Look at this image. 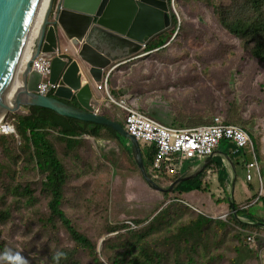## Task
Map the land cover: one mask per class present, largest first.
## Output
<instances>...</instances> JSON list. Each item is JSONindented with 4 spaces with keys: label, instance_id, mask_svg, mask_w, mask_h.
Segmentation results:
<instances>
[{
    "label": "trees",
    "instance_id": "16d2710c",
    "mask_svg": "<svg viewBox=\"0 0 264 264\" xmlns=\"http://www.w3.org/2000/svg\"><path fill=\"white\" fill-rule=\"evenodd\" d=\"M195 2L194 5H180L179 15L184 19L192 18L195 29L206 30L208 37L195 31L193 37L183 39L181 36L185 33L179 31L178 35L177 31L171 39L173 26L178 20L172 12L171 27L146 42L142 53L148 54L126 60L118 65L115 72L104 75L106 89L114 98L130 96L129 104L144 113L153 109L148 102L154 100L156 113L150 116L162 123L167 120L170 126L208 125L216 116L228 124L234 122L233 118L238 119L242 131L252 141L258 162H264V0ZM200 13L208 17L207 24H199ZM184 52L211 55L202 59L205 63L190 69H173L165 62L167 57L163 54ZM251 63L255 67L247 69L246 66ZM171 72L178 76H166ZM154 87L162 90H154ZM52 92L48 91V94ZM67 102L76 104L74 99ZM161 102L170 104V108L177 113H170L171 109L167 106L158 107ZM107 104L116 107L111 102ZM24 108L23 112L10 110L1 118V122L10 121L14 133H0V264H12L4 256L9 251L18 253L26 264H247L248 257L256 258V253L242 239V231L255 225L241 222L239 217L246 214L255 218L250 207L258 202L264 209V195L252 202L258 195L259 187L254 182L257 177L245 182L247 195L238 199V191L234 193L235 215L231 212L228 219L238 224L235 229L239 237L230 239L231 242L234 240L231 254L207 241L216 235L222 239L227 237L228 222L200 214L182 203L160 205L150 212L148 218L134 223L135 229L123 231L130 225L109 222L104 203L99 205L95 199L81 194L84 203L93 212L89 211L78 197L76 186L69 197L63 198L68 179L63 157L76 156L72 151L81 145L85 137L118 139L132 156L129 160L132 169L139 171L130 144L127 147L124 144L126 139L107 125L66 116L45 106ZM119 110L124 118V112ZM181 115H184V121ZM223 142L226 143L225 150L218 149L228 166L227 159L234 163L237 180L247 161L248 148L233 149L227 141ZM147 152L142 149V159L149 177L157 183L150 171L153 152ZM84 167L79 169L82 175L87 171ZM180 174L159 179L166 182ZM30 175L37 176L41 182V195L37 197L30 188ZM78 185L81 187L86 183L78 181ZM213 186L217 194L212 191ZM111 188L107 190L110 192ZM192 189L209 190L217 203H227V181L220 154L211 158L199 174L189 176L180 183L175 191L180 193ZM245 203L251 204L241 208ZM40 204L45 206V212L38 218L29 217L21 228L22 211ZM79 212L97 216L92 228L85 232L77 223ZM192 214L194 216L187 221L190 222L188 234L201 239L198 236L204 226L208 227L209 233H203L202 247L189 243L185 248L184 241L183 244L173 241L169 250L161 255L162 252L153 247L152 243L156 241L147 239L162 235L163 242L169 243L173 236L165 234L168 224H181L183 218ZM144 222L145 225L138 226ZM59 231L63 232L65 243L54 244L48 236ZM18 234L22 237L20 242L16 239ZM30 235H36L32 243ZM99 243L101 247L108 245L102 255L105 263L96 254ZM206 246L209 250H204ZM58 253L63 255L58 256Z\"/></svg>",
    "mask_w": 264,
    "mask_h": 264
},
{
    "label": "water",
    "instance_id": "95a60500",
    "mask_svg": "<svg viewBox=\"0 0 264 264\" xmlns=\"http://www.w3.org/2000/svg\"><path fill=\"white\" fill-rule=\"evenodd\" d=\"M45 2L0 0V120L13 110L11 106L16 109L19 105H40L66 116L107 125L128 139L144 182L163 193L173 191L177 186L163 188L149 177L137 139L118 121L94 112L98 101L92 89L93 83L98 87L103 75L122 61L146 54L142 53L146 42L170 26L173 4L166 2L159 9L154 0H50L44 13ZM73 14L77 21L69 17ZM65 41L69 42L71 53L54 54ZM28 48L30 57L23 63L21 58ZM48 53L52 54L48 82L56 84L51 95L38 93L41 75L31 67L38 54ZM73 99L76 104L67 102ZM215 152L222 153L214 150L203 160L204 165ZM227 160L232 170L227 199L235 215L236 169ZM179 178L182 182L188 177ZM250 224L264 226L259 221Z\"/></svg>",
    "mask_w": 264,
    "mask_h": 264
},
{
    "label": "rangeland",
    "instance_id": "374dc122",
    "mask_svg": "<svg viewBox=\"0 0 264 264\" xmlns=\"http://www.w3.org/2000/svg\"><path fill=\"white\" fill-rule=\"evenodd\" d=\"M195 1L197 0H174L173 4L175 11H173L169 7L170 26L167 29H165V31L168 30L172 25L171 13L173 12L175 16H177L178 18L173 28L174 30L178 31V35H179V31H183V33H185L184 36H181L183 37V39L193 37L195 35L194 34L195 31H200L199 35H204L205 37H208L209 34L206 30L195 29L192 18L188 17L184 19L181 18L179 15L180 5L182 4L194 5L196 3ZM222 1L228 2V0H222ZM168 3H171V1L169 0ZM184 11L187 12V9L184 8ZM198 22L199 24H207L208 17L205 15V13H200L198 15ZM254 67L255 64L253 63L246 66L247 69H253ZM47 80H48V76L45 75L43 77V81H47ZM114 99L118 100L121 98L115 97ZM108 102L110 103L111 101H109V99L106 96V103ZM166 103L167 102L158 103L159 105L158 107L163 108L167 106ZM148 104L152 106L153 109H150L149 111H145V112L148 113L149 115L155 116L154 113H156L155 112L156 105H154L155 104L154 100H150ZM241 104H245V103H241ZM116 107L111 106L110 108H112L114 112L119 113L118 118L121 120L123 114L120 111H117ZM167 107L170 108L171 106H167ZM170 109H171L169 111L170 113H177V111L174 110V108H170ZM181 117L182 120L184 121V115H181ZM218 117L222 119L220 116ZM233 120L234 122H229V123L233 125L241 126V123L239 122L238 119L233 118ZM5 123L11 124L10 121L3 122V124ZM165 124L169 125L167 120ZM183 127H192V126H183ZM8 133L11 132L6 131L3 134H8ZM218 148L225 150L226 143L223 141L220 142L218 144ZM72 152L73 153L75 152L76 156L70 155L68 157H63L66 167L68 169V179L66 182V187H65L66 190L63 198L69 197V194H71L72 191H74L73 189L74 186H76L77 187L76 191L82 204L89 211H92L84 203V197L81 196V194L84 195L90 190L95 195L92 197V199H95L99 205L101 203H104L103 206L106 208L104 210L105 213L107 214L105 215L108 216V221L109 222L112 221L114 224L123 223L125 220H128V217H132L135 220L137 219L143 220L145 218H148L150 212L156 206H158L162 201L163 203L161 207H163L166 204H171L173 202L182 203L196 212H198L199 210L198 207H199L201 210L204 211L203 213L206 214L207 216L228 222L229 234L227 237H224L222 239L220 235H216L213 236L212 238H208L207 241L211 243L213 247L218 246L223 251H225L226 254L227 253L231 254L232 244L234 243V240H232L231 242L230 239L231 238L233 239V236L238 239L239 235H238V230L235 229V227H237L238 224L234 222L233 219L232 220L228 219V216L230 215V209L228 208L229 205L228 199H227L228 205L225 202L217 203L214 200V198L211 196V192L209 190L192 189V190H182L179 193L175 191V188L173 189V191L167 192L168 194L165 195V197H163L161 193L153 190L152 188H149L148 186H146L144 183L141 182L140 172L137 169L133 170L132 166L129 164V160L132 157L131 154L127 153L126 148L122 145V143L119 142L118 139L85 137L81 145L79 147H75ZM247 161H251L250 154L247 155ZM259 165H260L261 181L262 184L264 185V162H260ZM81 166H85L84 169H87V171L83 175L79 172ZM242 170H245L244 166ZM152 177L158 184L164 183V181L157 178L155 175H152ZM242 177H244V174L240 173L238 178L241 179ZM26 178L27 177H25V179ZM78 181H84L86 185L80 187L78 185ZM254 182L256 186L259 187L258 180L255 179ZM110 187L113 188H111L112 191L109 192L107 189ZM30 188L34 196L37 197L41 195V182L37 176L33 177L32 175H30ZM212 191L217 194L216 188H212ZM228 192H229V188H228ZM180 194L181 195L185 194V195H182L183 198H181L179 196ZM263 195H264V188L261 194H259L258 191L257 197ZM118 198H124L122 205L116 203ZM177 198H180L182 201L174 200ZM256 198L252 202H254ZM256 207H258V209L254 211L255 218H252L248 215V217H239V220L245 223H250L252 221L255 222L259 221L260 223L264 222L263 221L264 209L262 208L261 204L260 205L258 204ZM22 212L23 213L21 215H23V218L21 220V224H22L21 228H23V225L27 223L29 217L38 218L39 216H41L45 212V206L40 204L35 207H30L28 210H23ZM225 213L227 215L224 218H218V216L223 215ZM193 216L194 214L190 215L188 218H183L181 224H172V223L168 224L165 230V234L168 233L173 236L169 243L165 244V242H163L162 235H155L147 239L156 241V243H152L153 247L159 252H162L161 255H164V251L169 250L168 247H170V245L173 244V241H179L180 244H183L184 241L185 248H188L189 243H192L193 245H195V247H197V245H200L202 247L203 244L201 243V241L204 239L203 233H209L207 229L208 227L204 226L203 232L200 234V236H198V237H202L201 239L197 240V237L188 234L187 230L190 229V225H189L190 222L188 223L187 221L189 220V218ZM96 218L97 216H88L83 212H79L78 213L79 221L77 223L79 224L80 228L85 232L88 228L89 229L92 228V225L96 221ZM143 225H145V222L140 223L138 226H143ZM123 229H124L123 231H126L135 228L124 227ZM242 233H243L242 239L244 244L251 247L254 253H256V258L250 256L246 259L247 264H264V226L255 225L253 227H247L242 231ZM247 236H253L254 241L248 243ZM35 238L36 235H30V243H32L35 240ZM16 239L18 242H20L22 240L21 235L20 234L16 235ZM48 239H50L51 242L54 244L65 243L64 234L62 231L49 235ZM220 239L222 240L220 241ZM219 241L220 243L218 244ZM100 247H101V243L98 244L97 247L98 251L96 252V254L98 255L100 261L102 263H105V259L102 257V255L105 252V250L108 248V245L105 244L101 248ZM204 250H209V246H206Z\"/></svg>",
    "mask_w": 264,
    "mask_h": 264
},
{
    "label": "built area",
    "instance_id": "2783aa9c",
    "mask_svg": "<svg viewBox=\"0 0 264 264\" xmlns=\"http://www.w3.org/2000/svg\"><path fill=\"white\" fill-rule=\"evenodd\" d=\"M170 1L172 4L174 3V0ZM176 32L174 30L172 37ZM60 50H55L53 53L62 55L63 53ZM51 56L52 54L49 53L46 55L38 54L31 63L32 69L41 75V80L38 84V93L41 94H47L48 91L54 90L56 87V84H50L48 80L43 81V77L49 73ZM102 83L109 101L124 112L123 121L126 131L137 139L141 147L146 148L147 153L153 152L150 171L157 178H165L182 173L188 166L191 167L212 154L221 141H227L233 149L243 146L248 148V152L252 155V160L245 163V178L246 180H251L255 174L259 182V194H261L263 184L260 169L251 140L242 131V127L225 123L218 116L214 117L213 121L208 125L192 127L170 126L134 108L124 98L118 100L112 98L106 89V77ZM174 200L182 201L180 198ZM250 204H243L241 208H245ZM226 215L225 213L218 216V218H224ZM126 223L130 225V228L135 227L128 221ZM253 241V236H247L248 243Z\"/></svg>",
    "mask_w": 264,
    "mask_h": 264
},
{
    "label": "crops",
    "instance_id": "0c3cea01",
    "mask_svg": "<svg viewBox=\"0 0 264 264\" xmlns=\"http://www.w3.org/2000/svg\"><path fill=\"white\" fill-rule=\"evenodd\" d=\"M71 19H74V20H78V17L76 16V15H70L69 16ZM71 31V33H74L73 32V29L71 28L70 29ZM62 53H71V51H70V44H69V42H67V41H65L62 45H61V50H60ZM65 55V54H64ZM126 61V60H125ZM125 61H122L121 63H123V62H125ZM120 63V64H121ZM120 64H118V65H120ZM118 65H116L110 72H115V70H116V68L118 67ZM105 75V74H104ZM103 75V76H104ZM166 76H168V77H170L169 76V74H167ZM97 86L98 87H96V85L93 83L92 84V89H93V92H94V94H93V97L98 101V105L94 108V112L96 113V114H98V115H102V116H105V117H107L108 119H111V120H115V121H118L123 127H125L124 126V121H123V117H122V119L120 120L119 118H118V115H119V113H117V112H114L113 111V109L112 108H110L111 106L110 105H108L107 103H106V93H105V88H104V86L102 85V82L101 83H98L97 84ZM158 87H154V90H156ZM110 95V94H109ZM111 96V95H110ZM112 97V96H111ZM112 98H114V97H112ZM120 98H124V99H126V101L128 102L129 101V99H130V96H122V97H120ZM128 104H129V102H128ZM78 106V105H77ZM15 108V106H13V108L12 109H14ZM117 109V111H120L118 108H116ZM26 109L24 108V106H22L20 109H19V111L20 112H23V111H25ZM121 112V111H120ZM118 133V132H117ZM119 134V133H118ZM120 135V134H119ZM123 137V136H122ZM124 139H126V138H124ZM123 143V142H122ZM124 144H126V147L130 144L129 143V141H128V139H126V143H124ZM140 146V145H139ZM140 148H141V154H142V149H145L146 150V148H143V147H141L140 146ZM216 149H218V147L216 148ZM215 149V150H216ZM229 149H231L230 147H229ZM217 154H219L218 152H215V154L213 155V157L215 156V155H217ZM212 157V158H213ZM206 158V157H205ZM204 158V159H205ZM220 158L221 159H223V155H222V153L220 154ZM203 159V160H204ZM204 162H198V163H195L193 166H191V167H189V168H186L180 175H178V176H175V177H173L171 180H169V181H166V182H164L163 184H159L161 187H163V188H168L169 186H173V185H175V187L176 186H178L180 183H182L181 181H179L180 180V176H187V177H189V176H192V175H194V174H199L201 171H203L204 170ZM230 167V166H229ZM230 169H231V167H230ZM232 171V170H231ZM151 178V177H150ZM128 179H129V176H128ZM140 180H141V182L142 183H144L146 186H148L145 182H144V180L142 179V177H141V175H140ZM245 179H244V177H242L241 179L240 178H238L237 180H236V182L234 183V193H235V191L237 190L238 191V193H237V198L238 199H241L242 197H244L245 195H247L248 194V191H246L245 190V188H244V184H245ZM149 187V186H148ZM149 188H151V187H149ZM212 188H216L215 186H213ZM153 189V188H152ZM227 189H228V185H227ZM153 190H155V189H153ZM155 191H157V190H155ZM157 192H159V193H161L162 195H163V197H165V195L166 194H164L163 192H160V191H157ZM178 192V191H177ZM234 193H233V200H234ZM86 197H89V198H92L93 196H94V194L89 190L87 193H85L84 194ZM182 195H185V194H182ZM181 194L179 195L181 198H183V196H182ZM123 201H124V198H118L117 199V201H116V203H118V204H120V205H122L123 204ZM162 203H163V201L158 205V206H156L155 208H157V207H159L160 205H162ZM260 205L261 204V202H258L257 204H253L251 207H250V209L251 210H253V211H255L256 209H258V207H256L257 205ZM154 208V209H155ZM120 209V208H119ZM153 209V210H154ZM198 212H201L200 214H204L203 212V210H201L199 207H198ZM152 210V211H153ZM224 211V210H223ZM221 212V211H220ZM204 215H206V214H204ZM244 215H246V214H244ZM207 216V215H206ZM131 220V221H130ZM126 221H128L131 225H134V223H136V222H139L140 221V219H137V220H135V219H133L132 217H130L129 218V220H125L124 222H126Z\"/></svg>",
    "mask_w": 264,
    "mask_h": 264
},
{
    "label": "flooded vegetation",
    "instance_id": "af4514ba",
    "mask_svg": "<svg viewBox=\"0 0 264 264\" xmlns=\"http://www.w3.org/2000/svg\"><path fill=\"white\" fill-rule=\"evenodd\" d=\"M167 4L169 0H166ZM209 53H195V52H184V53H166L163 56H166V63H169L173 66V69H178L180 67L190 69L192 66H198L201 63L203 58L210 56ZM170 77L178 76L175 72L169 73ZM156 90H162L157 88ZM167 106L170 104L166 103Z\"/></svg>",
    "mask_w": 264,
    "mask_h": 264
},
{
    "label": "clouds",
    "instance_id": "9594fccd",
    "mask_svg": "<svg viewBox=\"0 0 264 264\" xmlns=\"http://www.w3.org/2000/svg\"><path fill=\"white\" fill-rule=\"evenodd\" d=\"M173 38V37H172ZM171 38V39H172ZM28 53V55H29V57H30V48H28L27 50H25L24 52H23V54L24 53ZM148 52H146V54H147ZM146 54H144V55H146ZM144 55H141V56H139V57H142V56H144ZM28 57V58H29ZM22 106H30V105H19V106H17L16 107V109H13V110H18L19 111V109L22 107ZM2 123V124H1ZM6 131H10L11 133H14V128H13V125L12 124H8V123H5V124H3V122H1V120H0V132H2V133H5ZM251 140V139H250ZM251 143H252V141H251ZM252 146H253V144H252ZM253 150H254V153H255V149H254V146H253ZM248 154H250L251 155V153L250 152H248ZM255 157H256V153H255ZM251 160H252V155H251ZM256 160H257V158H256ZM246 162H249V161H245V163ZM257 163H258V167H259V169H260V165H259V162H258V160H257ZM244 167H245V164H244ZM242 173L244 174V179H245V181H249V180H246V178H245V170H243L242 171ZM254 177H256V175L254 174L253 175V177H252V179L254 178ZM176 189V188H175ZM258 191H259V189H258ZM245 204H247V203H245ZM250 204V203H249ZM243 205V204H242ZM241 205V206H242ZM230 211H231V209H230ZM242 217H248L247 215H245V216H242ZM123 223H125V224H127L126 222H123ZM249 225H251L250 223H248ZM129 225V224H128ZM135 228V227H134ZM58 256L59 255H63L62 253H58L57 254ZM4 256H5V258L6 259H8L9 261H11L12 262V264H26V261L23 259V257H21L18 253H15V254H13V253H11L10 251L9 252H6L5 254H4Z\"/></svg>",
    "mask_w": 264,
    "mask_h": 264
},
{
    "label": "bare ground",
    "instance_id": "6f19581e",
    "mask_svg": "<svg viewBox=\"0 0 264 264\" xmlns=\"http://www.w3.org/2000/svg\"><path fill=\"white\" fill-rule=\"evenodd\" d=\"M49 1L50 0H46V2H45L44 13H45V11L48 8ZM154 3L160 5L159 9H161V8H163V5L166 3V0H154ZM44 13H43V15H44ZM28 57H29L28 53L27 52L24 53L22 55V58H21L22 62L24 63L28 59ZM11 108H13V106H11ZM223 162H224V167H225L226 181H227V185H228V188H229V183H230V180H231V177H232V171H231L230 167L228 166L225 157H223Z\"/></svg>",
    "mask_w": 264,
    "mask_h": 264
}]
</instances>
